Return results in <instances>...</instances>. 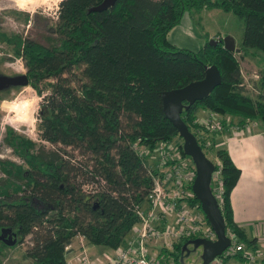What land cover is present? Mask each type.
Instances as JSON below:
<instances>
[{
  "label": "trees",
  "instance_id": "1",
  "mask_svg": "<svg viewBox=\"0 0 264 264\" xmlns=\"http://www.w3.org/2000/svg\"><path fill=\"white\" fill-rule=\"evenodd\" d=\"M101 1L60 0L47 27L56 37L53 46L0 31V44L22 61L27 86L37 96L46 92L36 130L53 147L33 146L7 131L4 143L21 163L0 160V247L26 244L32 264H65L64 246L76 233L94 246L122 244L137 221L150 174H157L148 171L133 144L152 152L159 142L178 137L163 116L160 95L200 80L205 66L216 67L220 83L180 118L217 172L210 190L216 197L220 187L225 233L254 246L255 238L232 218L230 193L240 171L224 148L212 142L205 148V139L196 134L203 127L195 119L204 110L264 124V70L247 88L237 57L247 50L264 53V0H116L108 9L90 11ZM201 9H218L241 21L238 54L225 50L220 36L214 45L206 39L196 51L168 42V31L182 15ZM21 17L26 23L27 15ZM66 147L89 159L75 165ZM177 148L187 157L180 143ZM187 201L201 212L194 196ZM186 240L170 253L175 264H184L179 258ZM233 258L243 261L239 252Z\"/></svg>",
  "mask_w": 264,
  "mask_h": 264
},
{
  "label": "rangeland",
  "instance_id": "2",
  "mask_svg": "<svg viewBox=\"0 0 264 264\" xmlns=\"http://www.w3.org/2000/svg\"><path fill=\"white\" fill-rule=\"evenodd\" d=\"M60 0H52L51 3L46 5H41V2L38 1L35 6L26 4L24 7H19V0H0V31L6 33H16L20 34L22 37H27L34 41L39 42L44 46H53L56 45V37L55 35L47 30L48 26H51L55 19V12L57 9V3ZM40 3V4H39ZM196 10H191L189 12L184 13L182 19H180V26L183 28L192 27L189 29L193 34H198L202 37V39L208 40H216L218 36L224 37L226 36V31H230L233 35L239 39L241 36V21L237 19L230 13H222L220 11H216L211 9L213 12L212 15H204L203 18H199L197 16ZM21 14L27 15L28 20L26 23L22 20ZM188 14L190 16H188ZM215 29V30H214ZM216 32H220L221 34H215ZM214 35V36H213ZM192 41L195 42V38L190 36ZM171 38V36H170ZM171 43V41H170ZM172 45H175L171 43ZM178 45V44H177ZM175 45L176 47H179ZM188 45V44H186ZM186 48V47H184ZM189 49V48H188ZM239 52V51H238ZM234 53V52H233ZM0 56L4 59L0 61V74L4 75H16L25 73V68L22 65V61L20 58L13 57L9 52L6 51V47L0 44ZM245 56H252L255 62L254 69H247L245 66L241 65L240 74L244 82H247V88H250V84L252 81H255L258 78L259 72L264 70V53L256 50H247L245 51ZM250 70V71H249ZM257 92L255 87L254 93ZM46 92L42 91V95H45ZM41 95V96H42ZM41 96H37L35 91L29 87H11L4 91L0 92V160H10L16 163H21L20 159L12 153L10 148L5 145L4 137L8 130H10L13 136H20L29 140L33 146L43 145L46 148L52 147L47 142L41 141L38 138L36 124L38 123V110L43 102ZM25 105H30V114L27 120V123L22 122V118L19 117L18 110H23ZM23 108V109H22ZM18 114V115H17ZM216 118H218L221 122V129L216 131H209L205 129V118L199 122L201 126L199 132H197V136L205 137L207 142H210V136L216 135L219 131L223 130V124H237L243 123L245 121H241L239 123L238 119L231 116L220 117L214 114ZM231 118L233 120H231ZM19 119V120H18ZM210 119H212L210 117ZM209 133V135H207ZM167 142V147H178L177 143L181 144V139L177 136L173 137L170 141ZM160 143V142H159ZM159 143L156 145L154 151L149 152L145 146H137L134 145V150L136 153L142 158L147 166L148 171H156V175H160L161 171L165 170V167L162 165V156L161 149H159ZM59 147V145L57 146ZM53 148V147H52ZM67 154L71 153L73 155L72 160L77 165L78 163L84 165L86 161L89 159L88 155L79 154L76 151H70L69 147L64 148ZM177 151L181 158H186L181 155L180 150L177 148ZM171 151L167 153L165 151V156H170ZM64 156V155H63ZM207 156V155H206ZM65 157V156H64ZM169 158H167L168 160ZM189 160V159H188ZM169 161V160H168ZM173 162L172 164H176L178 161H169ZM187 162V161H186ZM165 163V162H164ZM152 170V171H151ZM184 173L186 170L183 169ZM154 175V174H153ZM155 175V176H156ZM212 179V178H211ZM84 193H87L88 190L86 188H82ZM130 231V230H129ZM25 248L26 244L16 246L14 248H1L0 247V264H32L29 258L25 256ZM101 249V248H97ZM103 250V249H102ZM259 252H264L263 250L258 249ZM200 248L196 251V253H191L189 256L183 258L184 264H199L200 259ZM226 264H244L238 262L235 259H229L226 261Z\"/></svg>",
  "mask_w": 264,
  "mask_h": 264
},
{
  "label": "built area",
  "instance_id": "3",
  "mask_svg": "<svg viewBox=\"0 0 264 264\" xmlns=\"http://www.w3.org/2000/svg\"><path fill=\"white\" fill-rule=\"evenodd\" d=\"M210 114L212 119L205 120V128L209 131L220 130V120L214 117V113ZM245 122L240 125L230 124L233 132H240ZM200 139L205 137L200 136ZM166 145L167 142L163 141L158 145L162 150L165 170L160 175L150 174V188L144 200L136 207L137 221L131 226L124 242L114 248L94 246L88 244L84 235L76 233L64 246L65 264H175L170 253L179 241L192 238L215 239L214 232L203 220L202 212L187 201L194 196L191 188H188L194 177L191 160L181 158L176 146ZM165 151H171L172 155L165 156ZM167 158L178 162L173 165ZM183 169L186 173L182 172ZM216 191L217 196L214 197L219 205V186ZM225 234L230 240L229 245L209 264H226L227 260L234 259L236 252L243 259L238 262L264 264V252H259L254 246H245L233 235Z\"/></svg>",
  "mask_w": 264,
  "mask_h": 264
},
{
  "label": "crops",
  "instance_id": "4",
  "mask_svg": "<svg viewBox=\"0 0 264 264\" xmlns=\"http://www.w3.org/2000/svg\"><path fill=\"white\" fill-rule=\"evenodd\" d=\"M220 11L218 9H214ZM222 12V11H220ZM224 13V12H222ZM211 9L198 10L197 16L212 15ZM184 15V14H183ZM182 15V17H183ZM188 16H190L188 14ZM181 17V19H182ZM181 23V21H180ZM180 23L172 27L167 33L168 42L196 51L205 42L192 27L183 28ZM215 30V29H214ZM215 34H221L216 32ZM226 35L232 37L235 48H238L240 38L237 39L232 32L226 31ZM171 36V38H170ZM195 38V42L191 37ZM214 36V35H213ZM188 44V45H186ZM174 45V46H175ZM234 54H238L234 53ZM239 66L254 69L255 62L252 56L245 54L238 56ZM249 70V71H250ZM211 114L199 110L195 121L199 124L204 118H210ZM234 119V118H233ZM231 118V120H233ZM242 124V123H240ZM209 135V133H207ZM210 136V135H209ZM210 142L215 146L224 148L232 163L239 169V177L230 193V207L233 221L240 226L248 238H255L254 247L264 249V124L258 119L248 120L244 123L240 132L234 133L232 125H226L223 130L210 136Z\"/></svg>",
  "mask_w": 264,
  "mask_h": 264
},
{
  "label": "water",
  "instance_id": "5",
  "mask_svg": "<svg viewBox=\"0 0 264 264\" xmlns=\"http://www.w3.org/2000/svg\"><path fill=\"white\" fill-rule=\"evenodd\" d=\"M116 0H102L98 5L90 8V11H102L114 5ZM222 47L230 52L237 53L232 37L226 35L222 37ZM214 45V40L207 42ZM220 83L219 72L215 66H205L204 74L200 80L190 82L180 88L164 91L160 95L163 116L175 128L178 137L181 139V149L184 155L191 159L194 167V177L191 183V191L199 202L202 214L205 216L208 225L215 234L214 240L204 238H194L182 245L179 261L188 254L187 244H191L194 249L200 248V263L209 262L229 245L230 240L224 231L223 218L216 199L210 190L211 176L214 171L212 162L204 155L193 133L187 128L180 118L183 109L195 101L206 97L211 90ZM28 85L25 73L16 75L0 74V91L11 87H24ZM185 102V104H184ZM184 252V255H183Z\"/></svg>",
  "mask_w": 264,
  "mask_h": 264
},
{
  "label": "bare ground",
  "instance_id": "6",
  "mask_svg": "<svg viewBox=\"0 0 264 264\" xmlns=\"http://www.w3.org/2000/svg\"><path fill=\"white\" fill-rule=\"evenodd\" d=\"M40 1L41 5H46L52 2V0H19L18 6L24 7L26 4L35 6L36 3ZM40 4V3H39ZM58 4V3H57ZM23 109V108H22ZM19 117H21L22 122L27 123L28 118L30 117V105H25L23 110H18ZM18 115V114H17ZM19 120V119H18Z\"/></svg>",
  "mask_w": 264,
  "mask_h": 264
},
{
  "label": "flooded vegetation",
  "instance_id": "7",
  "mask_svg": "<svg viewBox=\"0 0 264 264\" xmlns=\"http://www.w3.org/2000/svg\"><path fill=\"white\" fill-rule=\"evenodd\" d=\"M1 92V91H0ZM205 148H206V146H208L209 144H210V142L208 143L207 141H205ZM203 152V151H202ZM205 155V154H204ZM186 156V155H185ZM206 156V155H205ZM188 157V156H187ZM189 158V157H188ZM190 159V158H189ZM191 160V159H190ZM214 171H213V173H212V176H211V178H213V176H214ZM192 239H187L186 240V242L187 241H191ZM186 248H187V250H188V254L185 256V257H187V256H189L191 253H196V251L198 250V248H196V249H194L193 248V246L191 245V244H187V246H186ZM183 255H184V252H183ZM184 257V258H185Z\"/></svg>",
  "mask_w": 264,
  "mask_h": 264
},
{
  "label": "clouds",
  "instance_id": "8",
  "mask_svg": "<svg viewBox=\"0 0 264 264\" xmlns=\"http://www.w3.org/2000/svg\"><path fill=\"white\" fill-rule=\"evenodd\" d=\"M194 239V238H193Z\"/></svg>",
  "mask_w": 264,
  "mask_h": 264
}]
</instances>
